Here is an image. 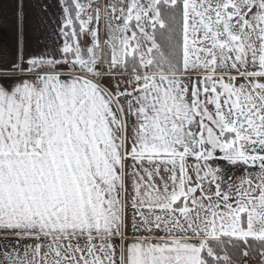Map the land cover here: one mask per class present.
I'll return each mask as SVG.
<instances>
[{"label":"snow or ice","instance_id":"6c2138e0","mask_svg":"<svg viewBox=\"0 0 264 264\" xmlns=\"http://www.w3.org/2000/svg\"><path fill=\"white\" fill-rule=\"evenodd\" d=\"M8 10L0 264H264V0Z\"/></svg>","mask_w":264,"mask_h":264},{"label":"crops","instance_id":"0c3cea01","mask_svg":"<svg viewBox=\"0 0 264 264\" xmlns=\"http://www.w3.org/2000/svg\"><path fill=\"white\" fill-rule=\"evenodd\" d=\"M12 0H4L3 8L7 19L0 20V43L7 44L11 46L13 41V32L11 30L12 27V14L8 10L11 5Z\"/></svg>","mask_w":264,"mask_h":264}]
</instances>
